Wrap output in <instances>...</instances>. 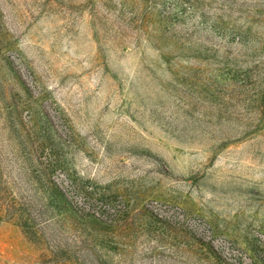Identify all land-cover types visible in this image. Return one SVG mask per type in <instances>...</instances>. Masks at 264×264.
Returning a JSON list of instances; mask_svg holds the SVG:
<instances>
[{
	"label": "rangeland",
	"instance_id": "1",
	"mask_svg": "<svg viewBox=\"0 0 264 264\" xmlns=\"http://www.w3.org/2000/svg\"><path fill=\"white\" fill-rule=\"evenodd\" d=\"M0 264H264V0H0Z\"/></svg>",
	"mask_w": 264,
	"mask_h": 264
}]
</instances>
